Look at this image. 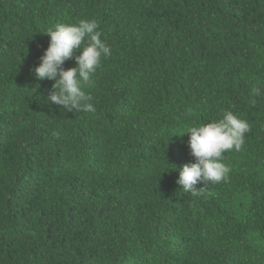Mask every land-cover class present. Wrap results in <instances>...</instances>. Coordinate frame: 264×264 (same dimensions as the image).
I'll list each match as a JSON object with an SVG mask.
<instances>
[{
    "label": "trees",
    "instance_id": "16d2710c",
    "mask_svg": "<svg viewBox=\"0 0 264 264\" xmlns=\"http://www.w3.org/2000/svg\"><path fill=\"white\" fill-rule=\"evenodd\" d=\"M82 19L111 55L68 112L34 69ZM227 110V179L185 193V130ZM0 264H264V0H0Z\"/></svg>",
    "mask_w": 264,
    "mask_h": 264
},
{
    "label": "clouds",
    "instance_id": "9594fccd",
    "mask_svg": "<svg viewBox=\"0 0 264 264\" xmlns=\"http://www.w3.org/2000/svg\"><path fill=\"white\" fill-rule=\"evenodd\" d=\"M47 35L50 36L49 46L34 73L39 81H55L49 102L63 106L68 112H95L93 97L85 93L81 85L91 79L102 59L111 55V48L102 39L99 23L95 19H82L58 24L48 29ZM77 50L79 55H75ZM73 57L77 66L65 69V61ZM249 131V123L231 110L224 111L219 120L189 126L184 134H189L188 145L195 162L178 169L177 183L181 189L195 196L199 194L195 187L198 182L217 183L227 179L230 169L223 163L224 153L233 149L240 151Z\"/></svg>",
    "mask_w": 264,
    "mask_h": 264
}]
</instances>
